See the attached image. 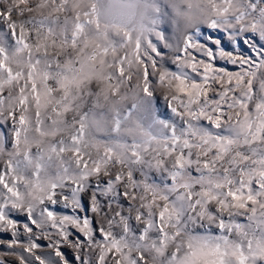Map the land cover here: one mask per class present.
<instances>
[{
	"label": "snow or ice",
	"instance_id": "1",
	"mask_svg": "<svg viewBox=\"0 0 264 264\" xmlns=\"http://www.w3.org/2000/svg\"><path fill=\"white\" fill-rule=\"evenodd\" d=\"M0 264H264V0H0Z\"/></svg>",
	"mask_w": 264,
	"mask_h": 264
},
{
	"label": "rangeland",
	"instance_id": "2",
	"mask_svg": "<svg viewBox=\"0 0 264 264\" xmlns=\"http://www.w3.org/2000/svg\"><path fill=\"white\" fill-rule=\"evenodd\" d=\"M210 31V30H209ZM207 34V33H206Z\"/></svg>",
	"mask_w": 264,
	"mask_h": 264
}]
</instances>
